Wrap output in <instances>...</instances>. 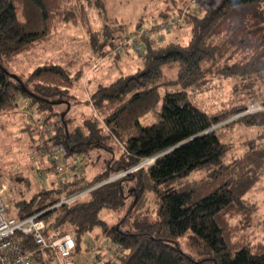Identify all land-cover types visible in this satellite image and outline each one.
I'll return each mask as SVG.
<instances>
[{
	"label": "trees",
	"instance_id": "trees-1",
	"mask_svg": "<svg viewBox=\"0 0 264 264\" xmlns=\"http://www.w3.org/2000/svg\"><path fill=\"white\" fill-rule=\"evenodd\" d=\"M154 1L166 4V22L169 13L182 17L171 27L189 29L186 44H162L154 38L159 25L143 31L138 24L130 35L113 23L93 29L90 13L105 0H0V115L22 104L35 108L45 127L39 141L47 145L32 151L48 158L61 146L64 160H81L65 169L70 172L88 166L85 160L95 151L112 155L92 180L74 173L29 200L23 198L28 183L17 184L16 216L39 214L47 240L73 235L72 258L83 236L98 228L112 247H122L113 264H264V236L257 237L264 220H254L257 207L244 199L264 174V135L243 142L246 150L232 162L224 160L234 127H264V113L224 123L255 99L264 105V0H218L202 16L187 4L193 0ZM80 23L89 61L116 65L131 51L139 68L97 86L88 94L91 115L77 122L66 117L67 110L55 112L75 102L72 92L83 75L78 69L72 76V60H46L26 80L7 65L37 50L48 52L61 28ZM128 36L140 42L141 52L122 44ZM147 159L153 165L107 182ZM61 197L74 198L56 207ZM103 209L124 214L109 225L99 219ZM15 240L25 250L35 248L31 236L17 233Z\"/></svg>",
	"mask_w": 264,
	"mask_h": 264
},
{
	"label": "rangeland",
	"instance_id": "rangeland-1",
	"mask_svg": "<svg viewBox=\"0 0 264 264\" xmlns=\"http://www.w3.org/2000/svg\"><path fill=\"white\" fill-rule=\"evenodd\" d=\"M193 1H189L187 4H191V10L196 11L199 16H202L208 8L218 2V0ZM165 11L166 4L162 1L105 0V4L98 5L91 11V26L93 29H99L103 26H110L112 23L122 25L124 26V35H130L133 34L138 24L141 25L143 31H148L153 26L159 25V30L154 35V38L161 39L162 44L171 42L186 44L189 40V29L185 27L177 28L176 26L169 27L177 21L180 15L177 12L169 13V18L166 22L161 15ZM81 24L61 28L51 44L47 46L48 52L45 53L43 49L37 50L33 54L19 57L18 65H13L12 63L7 65V68L16 76L26 80L29 72L46 60L50 62L72 60L70 62L72 76L78 69L82 71L83 75L79 88L72 92L76 103L71 101L69 104L57 106L55 107V112L63 113L67 110L66 117L71 120L75 119L77 122L83 117L91 115L92 109L87 104L88 94L93 92L97 86L108 85L119 76L133 74L139 68V60L131 51L128 55L118 59L116 65L109 61L100 62L94 57L93 59L91 57L89 61L87 56L90 55V50L87 47L86 28ZM87 64L88 66H86ZM94 65L97 68L92 69ZM255 101L261 102L259 99H255ZM170 108L177 112L172 104H170ZM232 118L224 123L231 122ZM40 119L41 116L36 113V109H26L25 104L15 108L14 113L0 115V197L6 206L7 213L11 217L16 216L13 200L21 199L13 191L18 186L17 184L28 183L23 198L29 200L37 190L50 189L52 187L51 183H57L58 175L50 169L51 165L48 158L44 157V155L42 157L37 155L31 149L38 143L47 145L46 142L43 143L42 137L39 141L41 133L45 131V127L42 128L43 125L39 124ZM258 135H264V127L250 129L234 127L229 132L231 149L224 159L225 163H230L243 154L247 148L246 145H243V142ZM110 149L115 152V157L119 156L120 149H118L117 145H111ZM110 158H112L110 153L102 150L95 151L85 160L87 164L89 163L88 166L79 167L77 171L73 172L65 170L63 174V177H65L64 181L73 177L74 173H80L87 180H92L103 170L105 162ZM139 166L148 165L143 161L136 167ZM22 188H25V186H22ZM244 199L254 203L257 207L254 220H264V174L254 187L244 195ZM123 214L124 210L122 209L114 212L103 209L99 214V219L111 225L117 223L123 217ZM261 228L260 226L259 230ZM262 236H264V231H258L257 237ZM95 241H99L102 244L107 242L101 237L98 228L83 236L80 251L73 257L77 264H104L107 261L108 252L100 248L97 250V258L100 256L99 261L95 262L91 259L92 251L88 246ZM180 243L182 251L187 252L185 240Z\"/></svg>",
	"mask_w": 264,
	"mask_h": 264
},
{
	"label": "built area",
	"instance_id": "built-area-1",
	"mask_svg": "<svg viewBox=\"0 0 264 264\" xmlns=\"http://www.w3.org/2000/svg\"><path fill=\"white\" fill-rule=\"evenodd\" d=\"M181 20L182 17L180 16L176 22H181ZM122 44L130 46L136 53L143 50V46L139 41L135 40V36H128L123 40ZM121 51L122 48H118L116 53L120 54ZM259 113H264V105L259 101L253 100L242 113L234 116L231 120ZM63 153L64 150L61 146H57L55 149L47 152L49 163L54 166L55 173L58 175V183L64 182L65 177H63V174L65 169L68 167H75L81 161L79 158L66 161L63 158ZM144 163L151 166L154 163V159H147ZM139 167L112 176L107 182L123 177ZM71 199L65 200L61 197L56 207L67 203ZM44 230L45 223L40 219L39 214L24 219H19L17 216L11 217L7 213L6 206L0 197V264H77L72 258V253L75 249L74 236L71 234H64L47 240L43 235ZM17 233L24 236H31L35 248L25 250L20 243L15 240ZM88 248L92 251L91 259L95 262H98L100 259V256L97 258L98 248L108 252L109 257H111L110 264H113L115 259L122 252L121 246L112 247L109 242L102 244L99 241H95L90 244Z\"/></svg>",
	"mask_w": 264,
	"mask_h": 264
}]
</instances>
